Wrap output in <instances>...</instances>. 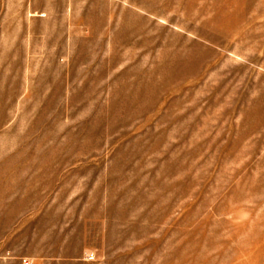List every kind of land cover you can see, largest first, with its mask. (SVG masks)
Segmentation results:
<instances>
[{"label":"rangeland","instance_id":"obj_1","mask_svg":"<svg viewBox=\"0 0 264 264\" xmlns=\"http://www.w3.org/2000/svg\"><path fill=\"white\" fill-rule=\"evenodd\" d=\"M0 264H264V0H0Z\"/></svg>","mask_w":264,"mask_h":264}]
</instances>
